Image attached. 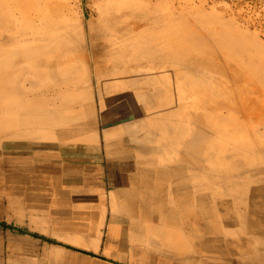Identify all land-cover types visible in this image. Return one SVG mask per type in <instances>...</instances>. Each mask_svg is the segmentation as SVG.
Listing matches in <instances>:
<instances>
[{
    "label": "bare ground",
    "instance_id": "obj_1",
    "mask_svg": "<svg viewBox=\"0 0 264 264\" xmlns=\"http://www.w3.org/2000/svg\"><path fill=\"white\" fill-rule=\"evenodd\" d=\"M85 5L0 0V108L17 114L0 119V134L35 135L38 150L78 159L98 139L96 108L117 192L102 227L125 217L133 237L264 264L260 35L201 0ZM62 103L78 110L61 113ZM43 157L42 170L55 173Z\"/></svg>",
    "mask_w": 264,
    "mask_h": 264
},
{
    "label": "rangeland",
    "instance_id": "obj_2",
    "mask_svg": "<svg viewBox=\"0 0 264 264\" xmlns=\"http://www.w3.org/2000/svg\"><path fill=\"white\" fill-rule=\"evenodd\" d=\"M201 2L205 10L211 9L226 19L239 17L240 24L258 33L264 44V0ZM85 4L89 10L95 7V0H85ZM77 11L81 12V8ZM97 26L90 24L88 28ZM52 94L48 91L46 96ZM29 97L34 98L33 95ZM95 99L93 96V102ZM1 109L0 119L12 116L10 111ZM74 110L78 109L60 104L61 113ZM94 111L98 123L93 125L92 134L98 139L91 143L89 154H76L78 159L59 156V150L41 147L38 150L37 146L42 143H38L40 140L36 136L0 134V264H223L219 258L204 254L202 248L191 244L190 240H186L187 250V247H180L184 244L176 243L178 246L174 247V241L165 244L166 240L151 239L146 236L148 233L133 237L125 217L121 219L123 222L116 220L118 224L107 219V226L100 225L106 212L108 217L111 214L110 203L117 192L108 184L113 172L104 158L100 112L96 108ZM79 138L82 142L83 137ZM48 143H55V140H48ZM43 156L50 157L52 165L55 162V173L43 174ZM60 163H64L62 169ZM136 168L143 170L139 166ZM56 190L65 193L59 199L62 206L58 205Z\"/></svg>",
    "mask_w": 264,
    "mask_h": 264
},
{
    "label": "crops",
    "instance_id": "obj_3",
    "mask_svg": "<svg viewBox=\"0 0 264 264\" xmlns=\"http://www.w3.org/2000/svg\"><path fill=\"white\" fill-rule=\"evenodd\" d=\"M10 47H11V45H10ZM16 111V110H15ZM17 117V114L16 113H13L12 112V116H11V118H16ZM17 120V119H16ZM18 123V121L15 123V124H17ZM30 136H35V135H30ZM42 172H43V174H45V172L42 170ZM49 173V172H48ZM47 178V177H46ZM61 193V191L59 190H56V192H55V197H57L56 199H57V202L58 203H61L60 202V196H59V194ZM59 200V201H58Z\"/></svg>",
    "mask_w": 264,
    "mask_h": 264
}]
</instances>
